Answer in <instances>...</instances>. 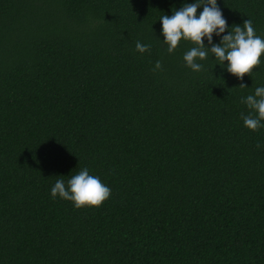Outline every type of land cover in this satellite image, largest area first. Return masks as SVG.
<instances>
[{
  "label": "trees",
  "instance_id": "16d2710c",
  "mask_svg": "<svg viewBox=\"0 0 264 264\" xmlns=\"http://www.w3.org/2000/svg\"><path fill=\"white\" fill-rule=\"evenodd\" d=\"M194 2L0 0V264H264V127L241 116L264 54L243 80L186 66L160 18ZM217 4L213 43L246 19L264 39V0ZM84 167L101 206L51 197Z\"/></svg>",
  "mask_w": 264,
  "mask_h": 264
},
{
  "label": "clouds",
  "instance_id": "9594fccd",
  "mask_svg": "<svg viewBox=\"0 0 264 264\" xmlns=\"http://www.w3.org/2000/svg\"><path fill=\"white\" fill-rule=\"evenodd\" d=\"M203 10L197 16V9ZM162 22L163 42L167 51L172 53L183 39L192 42L195 46L187 51L183 59L186 66L193 71H201L202 64L197 60H204L209 52L214 54L218 63L238 79L243 80L245 74L252 73L260 65V57L264 54V39L255 34L252 20L243 21V27L236 25L232 31L221 37L220 43H213V34L221 36L225 33L228 24L223 17L217 0H195L194 3H185L171 16L163 15ZM207 38V47L204 38ZM150 49V45L136 42V51L143 54ZM161 62L157 61L153 71L160 70ZM240 87H247L241 83ZM242 102L251 110L248 115L241 114L244 126L252 131L264 127V87H257L254 95L242 98ZM259 147V145L257 146ZM111 189L103 184L98 176L90 175L87 167L82 168L77 174L67 180L58 179L51 188V197L57 196L71 201L76 209L99 207L109 198Z\"/></svg>",
  "mask_w": 264,
  "mask_h": 264
}]
</instances>
